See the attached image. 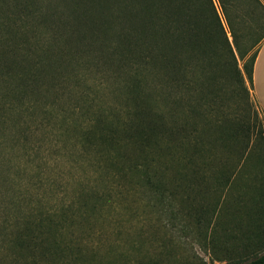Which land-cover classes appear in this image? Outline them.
<instances>
[{
    "label": "rangeland",
    "instance_id": "374dc122",
    "mask_svg": "<svg viewBox=\"0 0 264 264\" xmlns=\"http://www.w3.org/2000/svg\"><path fill=\"white\" fill-rule=\"evenodd\" d=\"M259 2L243 6L248 10L246 26L238 16L241 11L229 14L241 47L246 48L260 36L243 59L235 55L243 74V60L257 51L264 39V1ZM2 15H9L7 23L15 28L22 24L27 27L30 45L34 41L47 44L52 40V32L46 28L31 29L27 20L21 21L0 2ZM222 22L232 42L223 17ZM0 40L3 45V39ZM89 59L72 62L56 74L62 76L59 80L47 82V88L42 90L55 91H49L45 98L31 100L35 113L27 108L25 99L16 105L9 102V97L8 102L4 97L0 99L1 108L9 107L5 109L8 112L15 110L16 117L23 121L14 127L19 138L0 144V264H51L37 250L28 251V240L22 243L18 236L26 234L22 230L24 224L36 222L39 224L34 228L41 236L51 230L57 239H69L78 249L80 256L72 264H237L260 252L264 242L249 240L264 236V115L246 78L247 92L240 88L233 95L227 94L235 88L232 81L224 89L221 85L207 88L201 93L207 96V103L195 109H188L185 99L173 104L165 97L160 98L159 107L166 123L172 121L176 127L177 139L186 142L190 138L203 143L206 140L203 147L193 146L188 152L200 151L202 157L220 158L217 170L226 180L219 182L208 177L188 181L186 175L185 179L166 180L163 194L155 199L137 182L122 179L125 184L121 188L112 183V171L104 168L98 152L82 142L78 130L71 127L69 120L86 121L94 117L91 109L100 104L113 105L119 111L110 116L119 118L130 104L124 90L125 82L130 81L125 68L106 70L91 66ZM17 61V69L30 73L31 69L36 70L32 61L25 63L20 56ZM214 71L215 68L209 70L208 76ZM144 84L142 78L141 86ZM230 134L234 136L232 139L227 138ZM216 136L228 140L221 144L215 140ZM185 150L179 144L177 154L169 152L174 154V162L169 160L151 168L166 170V177L172 173L171 169L193 176L188 170L195 167L193 163L181 161L173 166ZM213 165H205L204 171L207 173ZM88 191L100 195L103 192L109 199H95ZM15 197L20 202H12ZM86 199L96 205L89 224H84L85 214L81 219L80 204ZM61 213L76 216L71 224L74 228L61 224L58 220Z\"/></svg>",
    "mask_w": 264,
    "mask_h": 264
},
{
    "label": "trees",
    "instance_id": "16d2710c",
    "mask_svg": "<svg viewBox=\"0 0 264 264\" xmlns=\"http://www.w3.org/2000/svg\"><path fill=\"white\" fill-rule=\"evenodd\" d=\"M7 1H11L14 6L11 3L6 4ZM0 2L10 8L21 21L27 20L31 29L46 28L49 33L52 32V40L47 44L34 41V44L30 45L25 25L15 28L7 23L10 20L9 15L0 17V38L3 39V45L0 44V99L4 97L6 100L9 97L12 100L6 102L15 105L25 99L27 108L34 109L32 101H37V97L45 98L49 91H55L54 88L42 90V87L47 88V82L59 80L62 76L56 74L58 75L63 67L67 69L72 62H80V59L86 57L90 58L91 66H102L106 70L116 66H119V69L125 68L124 72H127L130 81L125 82L124 90L130 104L123 110L122 117L110 116L119 111L113 109V105L103 107L100 104L95 109H91V105L86 110L88 113L91 109L94 117L86 121L69 120L72 129L78 130L77 134L82 142L96 150L101 161L98 160L104 163V168L112 171V183L121 188L125 184L122 179L137 182L143 191L145 187L151 197L159 199L166 180L174 181L178 177L185 179V175L188 181L204 180L208 177L219 182L226 180L217 170L220 158L212 155L202 157L198 154L200 151L188 152L193 146L203 147L207 142L205 139L204 143L190 138H187L186 142L177 139L176 127L172 121L166 123L159 100L165 97L175 104L185 99L188 109H195L207 103V96L201 94L207 88L215 89L218 85L223 88L233 82L235 88L232 87L227 94L233 95L235 90L240 88L247 92L244 79L246 78L251 88L252 68L257 51L250 53L242 62L245 77L242 69L236 64L235 55L243 59L260 36L246 48L241 47L229 14L230 11H241L238 16L246 26L249 21L245 20L248 13L245 5L260 4L259 0ZM222 17L232 42L228 39ZM18 56L25 63L32 61L36 70L31 69L30 73L29 70L17 69ZM212 68H215L216 72L209 77L208 72ZM114 76L116 77V74ZM69 78L71 79V74ZM142 78L144 87L141 86ZM8 108L0 107L1 145L7 140L15 141L19 138L14 127L23 123L22 118L16 117L15 110L10 108V112L5 111ZM233 137L232 134L227 136L228 139ZM215 140L221 144L227 142L226 137L216 136ZM179 144L186 150L179 159L176 158L177 164L173 166L181 161L185 164L193 163L195 167L188 168L193 172V176L179 169H171L172 173L166 177V170L156 171L151 168L169 160L174 162V154L170 155L169 152L177 154ZM213 163V168L206 173L203 167H210ZM188 189H191V184ZM88 193H93V197L101 201L109 199L108 194L103 192L101 195L95 191ZM262 196L264 197V188ZM19 200L15 197L12 202H20ZM80 207L81 219H84L85 214L87 219L84 224H89L92 221L91 211L96 207L95 202L86 199ZM74 217L76 216L73 214L66 216L61 213L58 220L63 226L71 228L74 226L71 225ZM38 224H24L22 230H25L26 234H18L22 243L28 240V251L37 250L38 254L51 264H72L76 260L75 257L79 258L78 249L73 247L69 239L59 240L60 238L57 239L51 234V230L46 236H41L34 228ZM55 225L54 227H58ZM254 240L256 243L264 242V236H253L249 241ZM237 264H264V248L253 257Z\"/></svg>",
    "mask_w": 264,
    "mask_h": 264
},
{
    "label": "crops",
    "instance_id": "0c3cea01",
    "mask_svg": "<svg viewBox=\"0 0 264 264\" xmlns=\"http://www.w3.org/2000/svg\"><path fill=\"white\" fill-rule=\"evenodd\" d=\"M252 90L255 101L264 115V39L258 46L253 62Z\"/></svg>",
    "mask_w": 264,
    "mask_h": 264
}]
</instances>
